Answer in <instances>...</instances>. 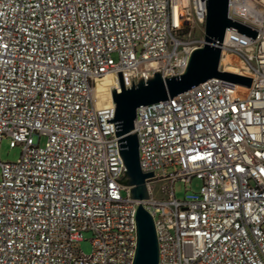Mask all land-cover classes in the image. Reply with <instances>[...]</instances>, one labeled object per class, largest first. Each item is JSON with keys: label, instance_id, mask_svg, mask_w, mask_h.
<instances>
[{"label": "built area", "instance_id": "obj_1", "mask_svg": "<svg viewBox=\"0 0 264 264\" xmlns=\"http://www.w3.org/2000/svg\"><path fill=\"white\" fill-rule=\"evenodd\" d=\"M206 2L0 0V144L20 150L0 161V264H133L140 204L159 264H264V0H229L257 35L228 28L221 45L220 70L250 88L211 79L137 109L149 200L116 182L115 105L93 95L105 76L120 92L118 73L126 89L181 75L204 44ZM194 179L198 193L178 200L174 185Z\"/></svg>", "mask_w": 264, "mask_h": 264}, {"label": "water", "instance_id": "obj_2", "mask_svg": "<svg viewBox=\"0 0 264 264\" xmlns=\"http://www.w3.org/2000/svg\"><path fill=\"white\" fill-rule=\"evenodd\" d=\"M229 0H207L204 44L194 48L188 57L181 75L163 79L160 73L144 82L138 81L126 89L118 73L120 92L111 93L115 105L114 118L106 120L114 124L115 137L118 141V153L125 167L124 177L116 182L131 186V200H149L146 180L154 177L144 173L140 167L139 143L134 133V122L139 107L171 101L174 97L187 92L211 79H219L250 88L252 79L220 70L221 45L226 30L232 29L249 38L255 39L257 32L237 24L228 16ZM137 246L133 264H159V247L154 221L150 213L140 204L136 213Z\"/></svg>", "mask_w": 264, "mask_h": 264}, {"label": "rangeland", "instance_id": "obj_3", "mask_svg": "<svg viewBox=\"0 0 264 264\" xmlns=\"http://www.w3.org/2000/svg\"><path fill=\"white\" fill-rule=\"evenodd\" d=\"M116 58V57H115ZM46 143V138L42 137L40 145L43 146ZM20 157V150L18 148H11L7 139L3 140L0 144V161L1 162H14ZM164 185V184H163ZM161 184L153 185V194L158 195L160 193ZM201 187V182L194 179L190 184H184L177 182L174 185L175 197L178 200L189 199L193 194L198 193ZM125 196V193H123ZM92 235L88 232L83 234V241L80 243V251L84 256L92 254Z\"/></svg>", "mask_w": 264, "mask_h": 264}, {"label": "bare ground", "instance_id": "obj_4", "mask_svg": "<svg viewBox=\"0 0 264 264\" xmlns=\"http://www.w3.org/2000/svg\"><path fill=\"white\" fill-rule=\"evenodd\" d=\"M226 61L227 60H224L223 63ZM234 69L235 68L231 66H228L226 68L227 71H231V72H234L235 71ZM114 89H117V82L111 76H105L96 81V85L93 90V95L99 107L109 104L111 105L113 103L111 98V93Z\"/></svg>", "mask_w": 264, "mask_h": 264}]
</instances>
